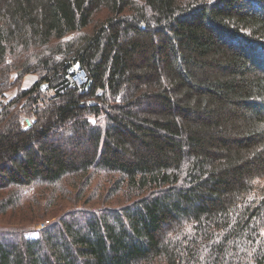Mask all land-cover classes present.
Masks as SVG:
<instances>
[{"label": "trees", "instance_id": "trees-1", "mask_svg": "<svg viewBox=\"0 0 264 264\" xmlns=\"http://www.w3.org/2000/svg\"><path fill=\"white\" fill-rule=\"evenodd\" d=\"M13 86L0 264H264V0H0Z\"/></svg>", "mask_w": 264, "mask_h": 264}, {"label": "built area", "instance_id": "built-area-1", "mask_svg": "<svg viewBox=\"0 0 264 264\" xmlns=\"http://www.w3.org/2000/svg\"><path fill=\"white\" fill-rule=\"evenodd\" d=\"M71 67L74 68V72L70 77V81L76 83L79 86L84 87V90H88L91 85V80L87 77L85 71L81 68L75 69V63L71 64ZM3 106L2 100H0V110ZM21 123L24 128H27L31 125V120L29 118H21ZM42 228L45 226L44 224L41 225Z\"/></svg>", "mask_w": 264, "mask_h": 264}, {"label": "rangeland", "instance_id": "rangeland-1", "mask_svg": "<svg viewBox=\"0 0 264 264\" xmlns=\"http://www.w3.org/2000/svg\"><path fill=\"white\" fill-rule=\"evenodd\" d=\"M34 76V75H32ZM36 77V76H35ZM37 79V77H36ZM13 80H15V75H12L11 79H10V83L13 82ZM26 84V79L25 80H22V87ZM21 87V85L19 86ZM30 87V86H29ZM28 87V88H29ZM17 86H13L9 89V94H11V97L13 96H16V93H17ZM14 93V94H13ZM28 118V117H27ZM25 120V117L23 118ZM49 220H45V221H42V222H39L38 224H34V225H29L28 226V230L26 231L25 233V237L27 239H35L37 236H38V232L40 229H42V224H44L45 222H48ZM0 222H2V219H0ZM46 224V223H45Z\"/></svg>", "mask_w": 264, "mask_h": 264}, {"label": "crops", "instance_id": "crops-1", "mask_svg": "<svg viewBox=\"0 0 264 264\" xmlns=\"http://www.w3.org/2000/svg\"><path fill=\"white\" fill-rule=\"evenodd\" d=\"M26 79V84L23 86L24 89L28 88L29 86H31L37 79L35 76L32 75H27L24 80ZM10 92H8L4 97H8V99L11 98V94H9ZM14 94V93H13Z\"/></svg>", "mask_w": 264, "mask_h": 264}, {"label": "water", "instance_id": "water-1", "mask_svg": "<svg viewBox=\"0 0 264 264\" xmlns=\"http://www.w3.org/2000/svg\"><path fill=\"white\" fill-rule=\"evenodd\" d=\"M75 67H76V68H79V64H76ZM72 73H73V69L71 68V69L69 70V74H72ZM46 88H47V85H46V84L42 86V89H46Z\"/></svg>", "mask_w": 264, "mask_h": 264}]
</instances>
